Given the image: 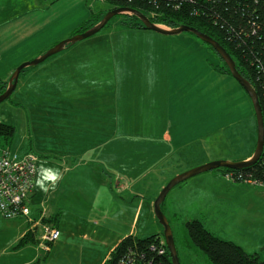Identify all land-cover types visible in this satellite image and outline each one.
Masks as SVG:
<instances>
[{
    "label": "crops",
    "instance_id": "0c3cea01",
    "mask_svg": "<svg viewBox=\"0 0 264 264\" xmlns=\"http://www.w3.org/2000/svg\"><path fill=\"white\" fill-rule=\"evenodd\" d=\"M69 2L62 0L51 13L37 14L33 26L42 18L47 28H35L23 41L28 36L37 38L40 29L48 30L47 38L36 50L43 52L102 13L92 0L96 11L92 8L75 13L72 7L71 14L67 15L62 6ZM8 37V27L0 28V79L9 78L21 60H25L16 61L19 53L16 45L20 42L18 39L9 42ZM211 57L218 61L203 44L187 34L167 35L148 28L121 31L115 27L59 54L57 61L48 64L54 68L58 62L66 60V68L58 73L57 79H53L52 74L39 77L38 83H32L31 87H28L26 74L19 79L18 93L32 99L44 97L46 101H55L37 104L43 108L38 110L43 111V118L53 114L58 122V131L54 133L34 128L37 139L32 149L38 155V163L46 160L47 166L54 164L61 168L59 159L63 157L62 164H66V168L60 170L66 172L75 168L70 167L69 161L73 166L96 164L107 176L113 177L114 193L125 194L129 204L121 206L133 205L130 223L125 222V228L114 232L111 242L109 234L104 236L105 243L106 239L110 243L103 250V257H99V264H103L116 245L130 234L147 237L162 233L157 223L158 226L144 231H140L138 224L144 210L149 216L152 211L154 214V200L170 178L212 160L239 161L252 157L256 131L253 103L231 74L219 73L211 67ZM48 67L43 66L35 73L51 72ZM31 119L35 123L40 120L34 116ZM243 131L245 137L252 140L245 149H231L228 142L221 141L224 136ZM108 134L110 138L105 139ZM221 173L209 171L196 175L194 177L198 178L191 180L184 190L202 183L203 194L213 200L239 203L241 196L247 193L264 203V188L231 183ZM175 204L181 206L182 199ZM40 214L33 213L32 209V221L25 217L10 219L19 224H16L14 240L2 252L14 254L15 259L14 262L12 258L0 260V264L47 263L48 256L42 254L39 245ZM85 225L86 220L75 224V228L80 229L78 236H73L72 230L69 233V229L64 228L62 232L59 228L61 235L52 248H64L71 235L79 243L93 242L91 235L98 233L99 223ZM29 230L35 234L36 241L14 249Z\"/></svg>",
    "mask_w": 264,
    "mask_h": 264
},
{
    "label": "rangeland",
    "instance_id": "374dc122",
    "mask_svg": "<svg viewBox=\"0 0 264 264\" xmlns=\"http://www.w3.org/2000/svg\"><path fill=\"white\" fill-rule=\"evenodd\" d=\"M60 1L62 0H0V28L8 27L9 42L16 39L20 42L16 45V49L19 52L17 54V62L21 59L25 60H21L20 64L31 61L44 54L48 49L58 43L57 42L46 48L43 52H39L40 50L36 52V50L43 44L42 42L47 38L48 30L44 29H40L37 38H31L28 36L24 41L23 39L35 28H47L45 19L42 18L40 20L37 19L38 24L33 26L36 22L35 16H37V14L42 15L44 12L51 13L54 8L59 6ZM69 1V3L62 6V11L66 12L67 15L71 14V11L69 10L72 7L74 8L75 13H78L83 9L89 11L93 8L94 11L97 9L101 10V15H103V13L106 14L111 8L120 7L116 2H100L94 0L95 7L97 8L95 9L92 0ZM123 21L141 22L136 16L119 14L114 16L109 23L96 34L107 33L115 27L119 28L121 31L135 28L130 27L129 25L127 26ZM75 34H77V32L62 38V40L68 39ZM181 34H187L190 38L200 42L210 54L217 57V54L210 49L208 44L203 42L195 34L190 32H183ZM93 36L87 39H90ZM87 39L79 41L76 44L68 45L67 49H71ZM62 52L64 51L50 56L39 65L27 67L25 72H22L20 78H23L25 74L26 77H29L27 79L29 80V82H27V84H29L28 87H31L32 83H38L37 80L39 77H45L52 74L53 79H57L59 76L58 73H62L66 68V60L58 62L54 68L48 67V64L57 61L59 54H62ZM13 55H15L14 52ZM20 64H18V66ZM69 64H73V61H71V63L69 61ZM218 64H221L220 58H218V61H215L211 57V67L215 69V66ZM43 66L48 67L51 72L46 71L35 73ZM70 68L74 70L73 67ZM9 78H4V80H8ZM222 83V81H219L218 84L222 85ZM223 89L225 90L226 86ZM47 96L53 97L51 94H48ZM41 101L48 104L55 102L51 100L46 101V98L44 97L32 99L25 93H18L17 89L8 99L0 103L1 120L5 123L13 124L16 129L14 136L9 141L0 138L1 148H9L12 154L16 155L18 158H22L26 153L35 152L34 150L30 151L31 147L34 148V146H36L35 140L37 139V132L35 134V127L41 128L40 130L44 133H47L48 131L53 133L58 131L56 116L49 114L51 111L46 109L49 111V117L43 118V111H38L43 109L41 105H37L41 104ZM33 116L40 118L38 123L32 122L31 117L33 118ZM255 122L256 131L253 135V151L255 150L257 142L256 114ZM109 135L111 134L105 135V139H109ZM103 136L104 135L100 137ZM245 136L246 132L244 131L242 134H236L235 132V135L232 134V136L222 137L221 141L226 144L228 142L227 146L231 149L241 150L245 149L252 141H249ZM91 140L92 139L88 141ZM50 148L57 150L55 146H50ZM64 161L65 159L63 157L62 159H59V163L63 170L66 168V164H62ZM39 163L37 160L38 167ZM69 165L72 168L75 167V170L73 169L71 172L60 170L62 172V179L58 181L55 189H50L45 193L35 187L34 192L30 197L29 205L33 209V213L42 214V212H44L47 216H55L56 219L50 223L53 226L60 228L62 232H64V228H67L69 229V233L71 230L75 233L72 234L73 236H78L80 229L75 228V224L81 221L85 222L86 220V225L91 222L99 223V226L97 227L98 233H92L91 238H93V242L79 243L71 235L68 244H65L64 248L60 249L57 246L52 248L53 243H50L52 252L49 253V251H44L43 249L41 251H43L42 254H47L48 264H99V257H103V254L105 253L103 250H106V245L113 240V233H119L121 228L126 227L127 224L125 225V222L130 223L132 220L133 210L131 208H133V205L127 208L121 206V204H129L125 200V194L120 196L116 195L117 193H114V185H112L113 177L107 176L98 165L91 164L90 166H86L76 163L73 166L71 161H69ZM52 167L61 169L60 167H55L54 164ZM172 178H170V180ZM194 178L198 177H191L172 188L162 204L174 232L181 263L215 264L204 251L194 244L189 235L187 222L199 218L217 237L237 243L249 254L259 255L260 261L264 264V203L260 198L246 193L241 196L239 203L223 201L221 199L213 200L211 196L203 194L202 191L204 189L202 183L195 186H189L188 191H185L184 189L188 184H191V180ZM170 180H168V182ZM181 199V206L176 207V200ZM134 202L135 204L137 203L135 200ZM150 214L153 215V217H151V215L149 216L145 210L143 211L138 224L140 231H144L146 228H153L154 225L158 226L157 224H159L163 233V227L157 220L155 213L153 214L152 211ZM16 224H19L17 220L6 219L0 214V260L5 261L12 258L14 262V254H11L10 252L5 254L2 251L14 240L16 235ZM42 233L43 228H41L40 234L42 235ZM106 234H109L110 236V242L106 239L107 243H105L104 239ZM63 237L64 236L62 235L61 238ZM47 263L44 261L41 262V264Z\"/></svg>",
    "mask_w": 264,
    "mask_h": 264
},
{
    "label": "trees",
    "instance_id": "16d2710c",
    "mask_svg": "<svg viewBox=\"0 0 264 264\" xmlns=\"http://www.w3.org/2000/svg\"><path fill=\"white\" fill-rule=\"evenodd\" d=\"M110 2H116L120 7L140 10L144 14L147 10L160 8L166 16L158 18L159 22L165 21L175 27L186 24L213 37L231 54L235 62H238L237 67L240 72L256 87L264 111V0H113ZM100 15L92 17V20L75 32H83L95 25L103 17ZM123 23L130 27L146 28L140 21H123ZM208 46L220 58L214 48ZM220 61L221 64L216 65L215 70L219 73L231 74L226 63L221 58ZM0 81V93H2L7 88L8 80L1 78ZM15 131L13 124L0 121V138L9 141ZM31 150L33 151L32 147ZM227 169L218 168L213 171ZM237 170L251 172L257 177L264 178V162L260 160L252 166ZM55 219V216H46L43 222L50 223ZM187 228L194 244L215 264H262L259 255L249 254L237 243L217 237L200 219L188 221ZM161 237H164L163 233L147 237L130 234L116 245L103 264H119L121 258L129 254L130 250H136L143 261L172 264L168 247L166 253H160L158 247L153 250V243H158ZM35 241V234L29 230L14 249Z\"/></svg>",
    "mask_w": 264,
    "mask_h": 264
},
{
    "label": "water",
    "instance_id": "95a60500",
    "mask_svg": "<svg viewBox=\"0 0 264 264\" xmlns=\"http://www.w3.org/2000/svg\"><path fill=\"white\" fill-rule=\"evenodd\" d=\"M128 12H132L134 16L139 18L142 24L148 29L154 30L162 34H167V35H175V34H180L183 32H190V33L195 34L206 44L213 47L214 50L218 53V55L222 59V61L225 62L226 65L228 66L231 72V75L240 83V85L245 89V91L250 96V99L253 103V107L255 110L256 118H257V128H258L257 129V142H256L254 153L250 159H244V160H239V161L219 159V160H212L205 164H201L199 166L193 167L173 177L162 188L158 196L155 198L154 213H155L157 220L163 227V236L166 240L167 247L170 251L171 263L172 264H182L179 254H178V249H177L172 226L170 224V221L166 213L162 209V204L164 203L170 190L174 188L176 185H178L179 183L191 177H194L198 174L204 173V172L213 171L218 168L241 169V168H247L249 166H252L260 160L262 151L264 148V111H263V107L260 101L258 91L256 87L252 84V82L240 72L231 54L217 40H215L210 35L204 32H201L195 27H192L186 24H180L178 27L168 30V29H164V28L157 26L152 20H150L140 10H136V9H132L128 7L113 8V9L108 10L107 13L103 16V18L100 21H98L95 25H93L92 27L88 28L87 30L83 32H79L68 39L58 42L57 44L52 46L50 49H48L41 56L31 61L23 62L19 66H17L8 80L7 88L5 89L4 92L0 93V103L8 99L13 94V92L16 90L18 86L19 79H20V76L23 70H25L27 67L39 65L40 63L48 59L50 56L57 54L61 51H64L68 45L76 44L79 41H82L84 39H87L95 35L99 31H101L114 16L119 15V14L128 13Z\"/></svg>",
    "mask_w": 264,
    "mask_h": 264
},
{
    "label": "built area",
    "instance_id": "2783aa9c",
    "mask_svg": "<svg viewBox=\"0 0 264 264\" xmlns=\"http://www.w3.org/2000/svg\"><path fill=\"white\" fill-rule=\"evenodd\" d=\"M100 2L113 0H97ZM117 8V7H116ZM134 16L132 12L124 13ZM145 15L152 20L157 26L171 30L178 26H173L165 21H158L166 13L160 8L147 10ZM38 155L34 152L26 153L22 158L12 154L9 148L0 147V214L6 219H16L19 217L28 218L32 221L31 210L29 205L30 197L35 188V176L37 170ZM260 161L264 162V148ZM222 176L231 183L248 184L264 188V178L257 177L254 173H246L243 170L228 168L222 171ZM46 214L42 212L39 218L43 233L40 239V247L44 251L50 250V243L59 239L61 233L59 228L51 223L43 222ZM39 226V225H37ZM153 250L159 248L160 253H166L167 244L164 237H161L158 243H153ZM119 264H158L153 261H143L136 250H130L125 254Z\"/></svg>",
    "mask_w": 264,
    "mask_h": 264
},
{
    "label": "clouds",
    "instance_id": "9594fccd",
    "mask_svg": "<svg viewBox=\"0 0 264 264\" xmlns=\"http://www.w3.org/2000/svg\"><path fill=\"white\" fill-rule=\"evenodd\" d=\"M48 161L42 160L36 170L35 187L43 192L55 189L57 183L62 179V172L59 168L47 166Z\"/></svg>",
    "mask_w": 264,
    "mask_h": 264
},
{
    "label": "flooded vegetation",
    "instance_id": "af4514ba",
    "mask_svg": "<svg viewBox=\"0 0 264 264\" xmlns=\"http://www.w3.org/2000/svg\"><path fill=\"white\" fill-rule=\"evenodd\" d=\"M217 58H218V56H217ZM236 64H238V62L236 61Z\"/></svg>",
    "mask_w": 264,
    "mask_h": 264
}]
</instances>
